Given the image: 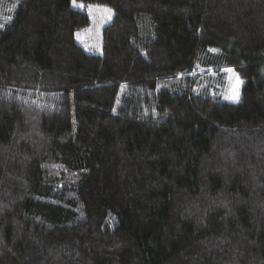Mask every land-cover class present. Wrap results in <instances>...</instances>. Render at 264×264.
Segmentation results:
<instances>
[{
    "label": "trees",
    "instance_id": "1",
    "mask_svg": "<svg viewBox=\"0 0 264 264\" xmlns=\"http://www.w3.org/2000/svg\"><path fill=\"white\" fill-rule=\"evenodd\" d=\"M81 3L112 9L99 50L73 0H0V264H264V0Z\"/></svg>",
    "mask_w": 264,
    "mask_h": 264
},
{
    "label": "rangeland",
    "instance_id": "2",
    "mask_svg": "<svg viewBox=\"0 0 264 264\" xmlns=\"http://www.w3.org/2000/svg\"><path fill=\"white\" fill-rule=\"evenodd\" d=\"M92 6L94 7L91 12L89 11V5L84 6L90 17V26L84 32H77L76 34L77 40L81 42L89 51L100 49L101 26L110 20L108 14L102 10L103 8L109 7L105 5ZM95 6H99V9H97ZM73 83L75 87L72 90L71 96L73 101L72 123L75 138H89L91 140H96L100 144L107 143L109 139L108 135L100 126V120L103 116L101 107L93 105L89 102V99L83 89L78 87V85L81 84V81L76 80ZM198 133L199 130L192 122L189 128V133L182 136L179 161L183 167L182 169L184 174L182 177H176V182L178 184H186L190 183L191 181L193 173V159L195 158L196 153Z\"/></svg>",
    "mask_w": 264,
    "mask_h": 264
},
{
    "label": "snow or ice",
    "instance_id": "3",
    "mask_svg": "<svg viewBox=\"0 0 264 264\" xmlns=\"http://www.w3.org/2000/svg\"><path fill=\"white\" fill-rule=\"evenodd\" d=\"M73 6H79V7H84V5L81 3V4H77V0H73ZM93 7L92 5H89V11L91 12L93 10ZM97 9H99V6H95ZM105 13L108 14L109 18H111V12L112 10L109 9V8H103L102 9ZM211 51L213 52H216L218 50L216 49H211ZM227 72H230V73H233V75H235L234 73V70L229 68V69H226ZM243 83V81L239 78L238 75L235 76V84L233 85V88L231 89V92L232 94L227 97L229 99H232V100H238L239 99V87L240 85Z\"/></svg>",
    "mask_w": 264,
    "mask_h": 264
}]
</instances>
